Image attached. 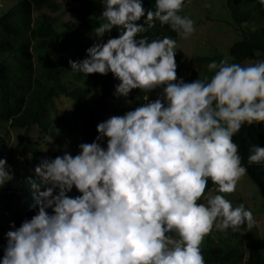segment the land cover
I'll return each instance as SVG.
<instances>
[{
	"label": "clouds",
	"instance_id": "obj_1",
	"mask_svg": "<svg viewBox=\"0 0 264 264\" xmlns=\"http://www.w3.org/2000/svg\"><path fill=\"white\" fill-rule=\"evenodd\" d=\"M184 2L155 0L145 9L142 0H102L104 22L94 31L119 34L69 60L71 71L111 73L115 96L138 89L145 102L98 123L78 154L35 166V214L6 233L0 264H204L200 245L214 228L254 227L252 212L221 194L247 171L233 136L264 124V61H212L210 78L177 80L176 41L144 34L158 21L190 37L194 21L178 14ZM154 89L161 91L149 100ZM261 163L264 147L253 145L247 164ZM12 178L0 159V186ZM209 180L220 194L202 200ZM73 188L79 196L69 195Z\"/></svg>",
	"mask_w": 264,
	"mask_h": 264
},
{
	"label": "trees",
	"instance_id": "obj_2",
	"mask_svg": "<svg viewBox=\"0 0 264 264\" xmlns=\"http://www.w3.org/2000/svg\"><path fill=\"white\" fill-rule=\"evenodd\" d=\"M67 1L77 8L73 10L74 21L63 28H59L49 16L35 17L36 12L44 7L52 12L60 11L62 5L57 0H20L0 15V123L26 133L21 153L25 172L12 171V160H7L6 165L13 178L0 186V258L4 255L6 233L12 230L11 226L19 228L25 219L30 220L35 214L34 191L28 183L29 178L35 179V166L43 160L62 155L80 123L86 125L83 143L93 142L97 136V124L109 118L113 104L119 101L114 95V86L119 81L111 73L85 76L72 72L68 63L69 60L86 58V50L97 42L94 30L104 22L100 18L102 0ZM142 4L145 9L154 8L155 0H142ZM227 8L237 30L243 33V39L230 48L232 60L227 62L242 65L246 61L264 58V7L258 0H228ZM178 14L184 16L181 11ZM153 23L154 26L144 34L149 40L163 36L177 39L178 34L171 31L168 25H161L158 21ZM244 25H249L246 31ZM118 34L114 28L101 39L106 42ZM221 60L219 56L196 58L193 64L197 67L189 73L188 82L210 78L213 72L209 70L203 76L199 73L208 63L215 61L219 64ZM66 77L74 78L73 87L66 84ZM142 95L137 89L124 98L139 106L144 103ZM61 97L74 103L71 114L58 111L56 101ZM91 97H94V106L88 109ZM119 115H123L121 111ZM32 128L40 132L36 141L46 137L50 140L49 148H38L35 140L29 137ZM232 139L238 145L241 164L247 169L245 175L257 186L264 201V163L247 164L252 146L264 147V124L243 125ZM3 147L2 138L0 154L5 152H2ZM213 187L209 180L202 198ZM69 195L79 196L80 193L73 188ZM241 203L247 209L242 200L237 205ZM253 231L254 228L249 230L246 225L221 231L217 243L207 235L210 239L208 245L200 248L204 264H264V252L255 241Z\"/></svg>",
	"mask_w": 264,
	"mask_h": 264
},
{
	"label": "rangeland",
	"instance_id": "obj_3",
	"mask_svg": "<svg viewBox=\"0 0 264 264\" xmlns=\"http://www.w3.org/2000/svg\"><path fill=\"white\" fill-rule=\"evenodd\" d=\"M20 0H0V15L6 13L12 9ZM62 8L58 12H52L49 8L44 7L36 12L35 17L49 16L51 17L59 28H63L65 25L71 24L75 17L73 10L77 7L67 0H57ZM228 0H185L184 6L181 8L183 15H187L194 21L195 31L187 39L177 37L176 41V77L177 80L182 79L184 82H188L189 73L196 68L193 62L196 58H206L219 56L225 61H231L232 58L229 55V50L234 43L243 39V33L237 30V26L234 24L230 12L227 8ZM249 25H244L243 29L246 31ZM96 41L103 42L102 37H98L95 33ZM264 61V58L255 61H246L242 65L253 64L256 62ZM208 71L207 67H204L199 73L203 76ZM69 87H73L72 83L74 78L66 77L64 79ZM161 89H154L148 93L149 100H155L160 93ZM135 93V92H133ZM144 95V93H143ZM94 97L88 100V109H92ZM118 103L113 104V108L110 111V116L119 115L120 111L124 114L127 111L133 110L138 107L132 101H127L124 97H118ZM143 99V98H142ZM145 102V101H144ZM56 106L61 114L69 115L73 111L74 103L65 97L56 101ZM109 116V117H110ZM86 125L80 123L76 130L67 151L72 154H78V145L84 141V131ZM39 129L32 128L29 133V137L32 138L34 143L40 150L50 147V140L46 137L43 140L36 141L39 137ZM25 131L14 130L7 124L0 123V139H4L5 151L1 153L2 159L12 160L10 168L12 171L18 173H24L26 166L24 162V156L21 154L25 145L24 136ZM106 144V142H105ZM104 146V145H102ZM45 149L44 151H46ZM216 185L205 197L210 195H216ZM227 200L231 202L233 207L237 206L239 200H242L247 209L252 212V215L256 221L254 225V239L261 246L264 252V201L261 198L260 192L257 186L246 176L241 177L236 185L235 190L231 193L222 194ZM205 198H202L205 199ZM200 201H198L199 203ZM221 231L213 229L208 236L217 243L218 234ZM209 237L205 236L200 248L208 245ZM246 245L249 244L247 238H245Z\"/></svg>",
	"mask_w": 264,
	"mask_h": 264
}]
</instances>
